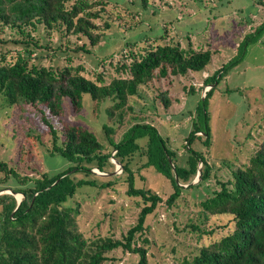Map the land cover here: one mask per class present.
<instances>
[{
  "label": "rangeland",
  "instance_id": "1",
  "mask_svg": "<svg viewBox=\"0 0 264 264\" xmlns=\"http://www.w3.org/2000/svg\"><path fill=\"white\" fill-rule=\"evenodd\" d=\"M100 1L106 3L107 9L95 23L102 27L108 22L109 29L101 31L99 43L90 48L88 55L74 53L71 62L73 67L81 65L82 75L87 79L97 83L101 77L106 85L114 78L125 77L117 71L118 65L129 62V51L138 52L143 47L141 40L147 41L145 47L153 45L152 42L163 45L164 41L175 39L182 48L191 44L195 50L209 49L211 61L199 72L153 79L140 87L138 96L128 98L118 110L113 109V100L92 102L86 94L82 97L81 112L72 111L69 100L63 99V116L59 120L48 117L47 120L57 131L59 142L63 126H81L94 135L102 146V154L111 155L115 153L113 145L123 140L134 125H150L166 140L168 147L183 158L185 137L191 130L195 109L210 89L204 80L242 53L244 48L241 51L238 46L243 38L264 22V0H144L145 6L141 0ZM22 30L0 22V39L4 41L0 43V56H5L8 62L15 61L17 51L24 53L22 46L10 41L27 39V35L38 45L51 48L49 52L33 51L30 58L41 57L42 65L52 67L64 66L73 56L67 48L75 49L84 41L72 35L61 39L56 33L47 36L41 26L33 30L25 25ZM254 42L248 43L243 58L217 84L211 85L213 93L205 108L212 146L209 151L198 147L212 165L210 180L201 188L185 191L170 208L162 203L157 213L148 218V231L143 237L147 239L144 247L148 264H172L195 253L201 246L209 245L231 227L227 224L228 216L204 218L199 202L219 189L218 181L230 179L231 170L246 163L264 141V32ZM118 51L124 56L122 62ZM164 100L169 102L167 107H164ZM41 119L36 108L23 104L8 106L0 97V162L13 165L21 175L55 174L71 165L57 155H50L51 137ZM145 141L141 139L138 143L142 146ZM145 163V157L139 153L131 161L135 187L157 193L165 201L171 185L152 168H145ZM114 166L115 176L121 175L120 165L114 163ZM94 174L100 177L96 180L98 183L114 177ZM122 175L123 179L103 190L82 187L70 203L79 205L75 222L86 237L116 239L134 225L139 212L138 200L126 195L127 186L123 182L126 176ZM80 178L94 179L82 174ZM5 185H0V189L19 187L12 179ZM17 196L16 199L21 198ZM191 224L212 233L200 236L181 231ZM137 242L143 245L142 241ZM109 257L114 261L106 264L138 262L136 255L120 250L110 253Z\"/></svg>",
  "mask_w": 264,
  "mask_h": 264
},
{
  "label": "trees",
  "instance_id": "2",
  "mask_svg": "<svg viewBox=\"0 0 264 264\" xmlns=\"http://www.w3.org/2000/svg\"><path fill=\"white\" fill-rule=\"evenodd\" d=\"M141 1L145 6L147 2ZM98 5L102 6L96 10ZM105 9L106 3L100 0H0V22L4 26L10 23L12 28L22 32L25 25L33 30L41 26L47 36L52 33L60 39L76 36L84 41L75 49L67 48V51L72 55H88L90 48L99 43L101 31L109 29L108 22L102 27L95 23L102 18L101 13L106 12ZM262 32L264 22L243 38L238 46L241 51L248 43H255ZM174 40L164 41L163 45L152 42L153 45L147 47V41L141 40L143 47L138 52L129 51V62L118 65L117 71L125 77L114 78L106 85L101 77L97 83L87 79L82 75L81 65L73 67L71 62L75 55H70L64 66H44L40 63L41 57L31 59L30 55L36 50L51 51L48 45H38L29 35L27 39L10 41L22 46L24 53L17 51L13 62L0 56V97L8 106L23 104L36 108L49 129L50 155H57L71 165L55 174L29 177L21 175L13 165L0 162V185L12 179L19 186L1 188L0 192L10 189L22 196L18 205L16 196L0 195V264H106L114 261L109 254L117 250L136 255L137 264H148L144 247L147 239L143 238L148 231V218L157 213L162 203L170 208L185 191L201 188L210 180L212 165L198 148L204 147L209 151L212 146L205 105L213 93L211 85L217 84L243 58L244 50L241 56L204 80L210 89L195 109L196 116L185 137V155L181 159L150 125H134L123 140L113 145L115 153L111 155L102 154V146L94 135L81 126H63L59 142L57 131L47 117L59 120L63 116V99L69 100L72 111L81 112L82 97L86 94L92 102L113 100V109L118 110L128 98L138 96L140 87L153 79L185 76L189 72L203 70L210 63L212 52L209 49L195 50L191 44L182 48L180 42ZM0 43L4 41L0 39ZM121 52L118 54L122 62L124 56ZM163 103L164 107L169 104L167 100ZM104 131L108 133L105 128ZM141 139L146 140L142 146L138 143ZM136 153L145 157V168H152L171 185L172 190L165 201L157 193L135 187L130 164ZM110 159L121 166L122 174L126 176L123 180L127 186L125 193L138 200L139 212L134 225L120 238L86 237L75 222L79 205L70 203L82 187L103 190L123 179L121 174L100 183L96 181L100 177L92 172L93 169L101 173L113 172L115 166ZM199 163L202 165L201 179L196 185H189L197 175ZM81 174L94 179L80 178ZM174 174L179 184L189 186L182 188L176 185ZM217 184L219 189L200 201L199 206L204 218L228 216L230 229L209 245L201 246L195 253L172 264H264V141L246 163L231 170L230 179ZM181 231L200 236L212 233L194 224L183 227ZM137 240L143 245H138Z\"/></svg>",
  "mask_w": 264,
  "mask_h": 264
},
{
  "label": "water",
  "instance_id": "3",
  "mask_svg": "<svg viewBox=\"0 0 264 264\" xmlns=\"http://www.w3.org/2000/svg\"><path fill=\"white\" fill-rule=\"evenodd\" d=\"M114 163H115L116 165H119L117 162H115V160H114ZM201 166H202L201 163H199L198 168H197V175H196L195 179H194L189 185H196L197 183H199V181H200V179H201ZM119 167H121V166H119ZM121 169H122V168H121ZM172 169H173V171H174V167H173V165H172ZM92 172H93V171H92ZM93 173L99 174V175H101V176H115V175L117 174V170L114 171V172H112V173H109V174L101 173V172H99L98 170H97V171H94ZM174 178H175L176 185H178V186H180V187H182V188H187V187L189 186V185H181V184H179V182H178V178H177L176 174H174ZM6 191H7V192H5V191H1V192H0V195H1V194H4V193H8V194H12V195L18 197V196H17L18 194L13 193L10 189H8V190H6ZM20 197L22 198L21 195H20ZM21 198H17V204H18V205H19L20 202H21Z\"/></svg>",
  "mask_w": 264,
  "mask_h": 264
}]
</instances>
